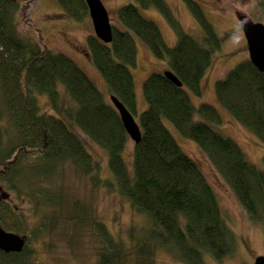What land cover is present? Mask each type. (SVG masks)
I'll return each instance as SVG.
<instances>
[{
  "label": "trees",
  "instance_id": "1",
  "mask_svg": "<svg viewBox=\"0 0 264 264\" xmlns=\"http://www.w3.org/2000/svg\"><path fill=\"white\" fill-rule=\"evenodd\" d=\"M57 1L68 18L79 21L87 17L84 0ZM134 1L117 8L118 23L111 27L110 42H103L93 34L86 36L90 60L101 74L108 94L114 95L132 114L135 112L130 69L135 64V36L154 57L167 58L168 68L181 84H174L160 70L149 72L143 79L146 106L138 115L140 138L133 143L129 167L123 159L129 137L111 101L104 99L70 57L47 49L38 39L20 36L15 23L19 1L0 0V182L6 190L19 195L17 185L27 173L45 174L50 166L66 159L82 167L83 175L90 174L97 163L76 132L80 131L106 150L113 175L109 180L148 220L146 226L132 227L128 234L135 264L153 263L155 249L169 253L182 264H204V253L219 259L233 249L234 235L225 223L213 188L195 161L174 140L163 120L196 143L226 179L247 217L261 223H264V166L252 163L232 138L212 125L221 122L214 105L200 102L196 107L191 100L189 92L200 96L201 78L219 45L201 9L186 0L203 28L202 37L197 39L182 29L164 0ZM256 3L264 9V0ZM148 7H156L172 25L176 34L172 46L165 44L156 23L140 13L139 8ZM34 93L46 95L50 112L39 110ZM214 95L241 126L264 143V74L248 58L214 81ZM194 113L202 119L194 120ZM29 150L37 155L34 163L27 161ZM44 195L54 208L70 213L63 218L71 216L74 221L86 218L88 222L86 207L81 212L77 210L79 206H71L67 212L70 204L66 197L62 199L61 194L57 197L52 192ZM37 200L35 197L33 207ZM4 203L7 204L2 199L0 225L21 232ZM101 241L105 253H98L95 264L129 262V253L109 232L101 233ZM26 248L25 242L19 252L0 250V264H23L27 260Z\"/></svg>",
  "mask_w": 264,
  "mask_h": 264
},
{
  "label": "rangeland",
  "instance_id": "2",
  "mask_svg": "<svg viewBox=\"0 0 264 264\" xmlns=\"http://www.w3.org/2000/svg\"><path fill=\"white\" fill-rule=\"evenodd\" d=\"M134 0H102L107 9L109 20L117 24L115 16L117 8ZM201 9L205 20L212 26L218 37L219 45L212 52L209 67L201 78V94L196 96L189 92L193 104L200 102L214 105L220 116V124H212L222 134L232 138L246 154L247 158L257 166H264V143L241 126L216 100L214 81L225 75L236 63L247 58L245 40L238 26L237 15L248 14L253 20L264 23V9L256 0H190ZM168 9L184 31L200 39L203 28L195 20L190 5L186 0H164ZM57 0L19 1L15 13L16 29L20 36L27 39H38L40 44L53 52L70 57L94 83L108 101L106 84L91 62L86 35L93 33L90 19L72 20L63 15ZM140 13L151 19L158 26L167 46L175 43L176 34L172 25L156 9V7L139 8ZM204 18V17H203ZM136 58L131 66L134 80L136 110L134 119L146 103L142 94V81L152 71H159L167 65V58L154 57L150 49L137 36L134 37ZM62 91V86H59ZM40 111L50 112L49 103L44 93H34ZM194 120L202 119L194 113ZM174 140L189 155L211 185L220 205L226 225L234 235L233 249L217 259L210 253L203 254L204 264H252L256 255H264V223L247 217L240 202L236 198L226 179L216 170L208 157L198 148L196 143L181 135L173 125L163 120ZM86 144L97 168L90 174L83 175L82 167L75 165L70 159L50 166L45 174L27 173L19 180V195L6 190L0 182L4 208L10 209L11 215L20 225V235L25 237L27 260L23 264H95L98 253H105V245L101 241V233L109 232L115 242L122 243L123 250L129 253V262L135 264L133 245L128 236L132 227L147 225L146 216L138 212L129 200L115 188V183L107 161L106 150L91 141L82 132L76 131ZM133 141L129 138L123 150V159L131 167ZM37 161V155L28 151V160ZM31 168V164L28 166ZM47 173H50L46 176ZM25 174V173H24ZM23 174V175H24ZM98 179H96V178ZM43 191V192H42ZM62 195L78 211L87 208V221H74L59 207L54 208L44 194ZM30 193L28 196H25ZM44 193V194H43ZM35 197L37 205H35ZM52 205V206H49ZM81 207V208H80ZM13 231V230H12ZM151 264H182L163 250H156Z\"/></svg>",
  "mask_w": 264,
  "mask_h": 264
},
{
  "label": "water",
  "instance_id": "3",
  "mask_svg": "<svg viewBox=\"0 0 264 264\" xmlns=\"http://www.w3.org/2000/svg\"><path fill=\"white\" fill-rule=\"evenodd\" d=\"M20 1V0H10ZM95 37L103 42H110L112 38L111 24L108 13L101 0H84ZM238 26L242 31L249 61L264 74V23L254 21L248 14L237 15ZM163 74L174 84L181 82L170 69H165ZM109 99L116 109L122 126L128 137L137 143L140 138V128L133 114L112 94ZM0 188V201L2 199ZM25 244V237L12 230H7L0 225V250L4 252H19ZM252 264H264V255H256Z\"/></svg>",
  "mask_w": 264,
  "mask_h": 264
},
{
  "label": "flooded vegetation",
  "instance_id": "4",
  "mask_svg": "<svg viewBox=\"0 0 264 264\" xmlns=\"http://www.w3.org/2000/svg\"><path fill=\"white\" fill-rule=\"evenodd\" d=\"M25 1H27V0H25ZM61 8V7H60ZM61 11H62V13H63V15L65 16V17H67L66 16V14L64 13V11L62 10V9H60ZM68 18V17H67ZM87 19H88V17H87Z\"/></svg>",
  "mask_w": 264,
  "mask_h": 264
},
{
  "label": "bare ground",
  "instance_id": "5",
  "mask_svg": "<svg viewBox=\"0 0 264 264\" xmlns=\"http://www.w3.org/2000/svg\"><path fill=\"white\" fill-rule=\"evenodd\" d=\"M255 21V20H254Z\"/></svg>",
  "mask_w": 264,
  "mask_h": 264
}]
</instances>
